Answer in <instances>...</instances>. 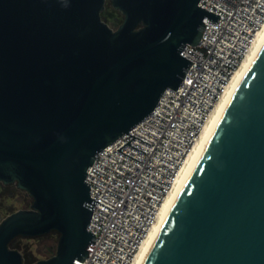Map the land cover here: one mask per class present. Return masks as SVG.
Returning <instances> with one entry per match:
<instances>
[{
	"label": "water",
	"instance_id": "1",
	"mask_svg": "<svg viewBox=\"0 0 264 264\" xmlns=\"http://www.w3.org/2000/svg\"><path fill=\"white\" fill-rule=\"evenodd\" d=\"M199 1L110 0L114 28L106 0H0V182L32 198L0 213V264H24L14 238L52 231L55 253L30 264L85 259L95 201L112 209L87 169L182 82L183 47L220 18ZM143 264H264V48Z\"/></svg>",
	"mask_w": 264,
	"mask_h": 264
},
{
	"label": "built area",
	"instance_id": "2",
	"mask_svg": "<svg viewBox=\"0 0 264 264\" xmlns=\"http://www.w3.org/2000/svg\"><path fill=\"white\" fill-rule=\"evenodd\" d=\"M220 14L204 17L206 27L195 45L182 54L192 61L177 89L168 88L140 122L99 150L87 169L95 201L89 229L95 242L77 264H132L156 220L186 154L233 72L264 22V0H200ZM131 139V140H130ZM130 140V144L121 145Z\"/></svg>",
	"mask_w": 264,
	"mask_h": 264
},
{
	"label": "bare ground",
	"instance_id": "3",
	"mask_svg": "<svg viewBox=\"0 0 264 264\" xmlns=\"http://www.w3.org/2000/svg\"><path fill=\"white\" fill-rule=\"evenodd\" d=\"M264 48V22L259 30L256 32L255 37L244 56L243 60L233 72L227 86L220 95L219 99L211 109L207 120L205 121L202 129L194 141L191 149L186 154L181 167L178 170L177 176L173 182L171 189L160 204L157 217L153 225L150 227L148 233L143 239L132 264H143L151 247L154 245L167 217L177 202L182 189L188 183L197 165L202 158L205 148L208 145L212 135L214 134L224 112L226 111L230 101L232 100L235 92L242 83L244 77L252 67L253 63Z\"/></svg>",
	"mask_w": 264,
	"mask_h": 264
},
{
	"label": "rangeland",
	"instance_id": "4",
	"mask_svg": "<svg viewBox=\"0 0 264 264\" xmlns=\"http://www.w3.org/2000/svg\"><path fill=\"white\" fill-rule=\"evenodd\" d=\"M104 11L116 12V9L113 8L111 3H106ZM31 203L32 199L28 193L18 188L16 183H0V213L2 218L18 209L29 208ZM55 239H58V234L55 233L36 237L18 236L15 238L14 244L20 248V251L28 258L29 262L33 263L38 259L50 256L43 252L41 247L45 242H52Z\"/></svg>",
	"mask_w": 264,
	"mask_h": 264
},
{
	"label": "trees",
	"instance_id": "5",
	"mask_svg": "<svg viewBox=\"0 0 264 264\" xmlns=\"http://www.w3.org/2000/svg\"><path fill=\"white\" fill-rule=\"evenodd\" d=\"M106 3H111L110 0H106ZM105 3V4H106ZM105 9V8H104ZM101 15L103 17V19H105L112 27L116 28L118 26V24L122 21L123 19V15L121 14V12H119L118 10H116V12L114 11H108V12H105L104 10L101 12ZM1 183V182H0ZM50 233H55V234H58L57 232L55 231H52ZM48 233V234H50ZM46 235V234H44ZM14 240L15 238L11 241L10 245L14 248H17L20 250V248H18V246H16L14 244ZM56 246H57V239H55L54 241L52 242H45L43 244V246L41 247V250L43 252H45L46 254L48 255H53L56 251ZM22 253V252H21ZM23 255V258H24V264H30L28 258L22 253Z\"/></svg>",
	"mask_w": 264,
	"mask_h": 264
},
{
	"label": "flooded vegetation",
	"instance_id": "6",
	"mask_svg": "<svg viewBox=\"0 0 264 264\" xmlns=\"http://www.w3.org/2000/svg\"><path fill=\"white\" fill-rule=\"evenodd\" d=\"M29 195V194H28ZM29 197L31 198V196L29 195ZM32 199V198H31Z\"/></svg>",
	"mask_w": 264,
	"mask_h": 264
}]
</instances>
